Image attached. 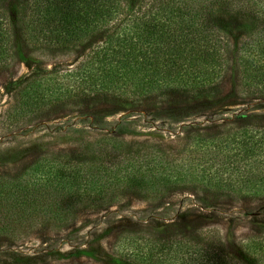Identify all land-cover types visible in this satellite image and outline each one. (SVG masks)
Segmentation results:
<instances>
[{
  "label": "trees",
  "instance_id": "obj_1",
  "mask_svg": "<svg viewBox=\"0 0 264 264\" xmlns=\"http://www.w3.org/2000/svg\"><path fill=\"white\" fill-rule=\"evenodd\" d=\"M234 32L245 41L231 65ZM26 51L35 62L79 51L83 58L64 74L28 79L16 98L22 114L93 94L126 110L213 101L232 66L241 96L260 99L264 0H0V71ZM248 117L215 133L192 132L191 145L178 150L106 134L82 152H45L1 173L0 238L15 243L36 228L59 230L80 211L126 196L155 203L182 190L204 203L264 199V120ZM113 254L105 264H264V224L234 242L193 225L123 230Z\"/></svg>",
  "mask_w": 264,
  "mask_h": 264
},
{
  "label": "rangeland",
  "instance_id": "obj_2",
  "mask_svg": "<svg viewBox=\"0 0 264 264\" xmlns=\"http://www.w3.org/2000/svg\"><path fill=\"white\" fill-rule=\"evenodd\" d=\"M243 41L241 32L232 34L231 65L243 52ZM32 58L26 51L0 71V174L19 172L45 152H82L86 144L106 134L178 150L191 145L192 132L215 133L249 120L248 116L264 120V97L241 96L235 66L224 75L221 93L213 101L145 102L126 110L93 94L85 102L22 114L16 106L22 85L49 71L73 70L83 53L42 57L40 62ZM236 116L244 117L237 120ZM201 196L179 190L155 203L126 196L111 207L82 210L59 230L36 228L15 243L0 238V264H105L114 256L115 238L123 230L193 225L218 229L223 239L234 242L250 235L256 224H264V199L217 202L209 198L204 203Z\"/></svg>",
  "mask_w": 264,
  "mask_h": 264
}]
</instances>
